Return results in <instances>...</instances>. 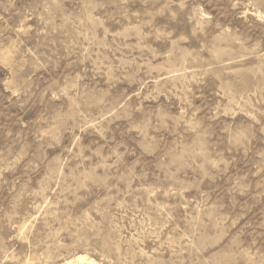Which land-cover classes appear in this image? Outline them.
<instances>
[{
  "label": "rangeland",
  "instance_id": "obj_1",
  "mask_svg": "<svg viewBox=\"0 0 264 264\" xmlns=\"http://www.w3.org/2000/svg\"><path fill=\"white\" fill-rule=\"evenodd\" d=\"M264 264V0H0V264Z\"/></svg>",
  "mask_w": 264,
  "mask_h": 264
},
{
  "label": "bare ground",
  "instance_id": "obj_2",
  "mask_svg": "<svg viewBox=\"0 0 264 264\" xmlns=\"http://www.w3.org/2000/svg\"><path fill=\"white\" fill-rule=\"evenodd\" d=\"M62 264H101L93 257H89L86 254H78L71 258H68Z\"/></svg>",
  "mask_w": 264,
  "mask_h": 264
}]
</instances>
